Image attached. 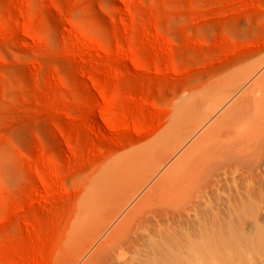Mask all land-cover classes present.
I'll return each instance as SVG.
<instances>
[{
    "label": "rangeland",
    "instance_id": "374dc122",
    "mask_svg": "<svg viewBox=\"0 0 264 264\" xmlns=\"http://www.w3.org/2000/svg\"><path fill=\"white\" fill-rule=\"evenodd\" d=\"M263 77L264 0H0V264H264Z\"/></svg>",
    "mask_w": 264,
    "mask_h": 264
},
{
    "label": "bare ground",
    "instance_id": "6f19581e",
    "mask_svg": "<svg viewBox=\"0 0 264 264\" xmlns=\"http://www.w3.org/2000/svg\"><path fill=\"white\" fill-rule=\"evenodd\" d=\"M264 78V77H263ZM262 78V79H263ZM261 82H262V80H261ZM263 82H264V80H263ZM262 82V83H263ZM256 84H258V83H256ZM255 88H257L258 89V92H259V95H249V94H247V95H249L250 96V98H249V100L246 102V103H242L243 105H238V104H236L235 103V105H233L234 106V109H232V111L234 110V112L235 113H237L236 115H234L235 117L234 118H228L229 119V122L231 121V125H229L230 127H232L231 128V131L232 132H235V134L237 135V136H244V134H246V133H250V134H252V131H253V129L254 128H256V126L254 127L253 126V124H252V122H254V121H256L257 122V120H260V119H264V84H263V87H259L258 88V85H255L254 86V89ZM257 89L255 90L256 92H257ZM254 91V92H255ZM251 92V91H250ZM249 92V93H250ZM255 92V93H256ZM250 94H252V93H250ZM247 100V99H246ZM240 103V104H241ZM237 105V106H236ZM236 106V107H235ZM231 109V108H230ZM231 111V113H233L234 114V112H232ZM232 114H230V116H231ZM238 116V117H237ZM237 117V118H236ZM227 119V120H228ZM231 119V120H230ZM226 120V121H227ZM261 122H262V120H260ZM228 121L226 122V123H229ZM255 122V123H256ZM259 123V122H258ZM251 124V125H250ZM249 125L250 126H253V129H251V128H249ZM227 126V125H226ZM258 127V126H257ZM229 128V127H228ZM228 128H225V130L226 129H228ZM220 129H222V128H220ZM230 129V128H229ZM257 129V128H256ZM251 130V131H250ZM219 131V130H218ZM229 131V130H228ZM232 132H231V134H232ZM253 132H255V130L253 131ZM228 133V132H227ZM234 135V134H233ZM246 136V135H245ZM244 136V137H245ZM213 137V136H212ZM232 137V136H231ZM230 137V138H231ZM234 137V136H233ZM232 137V138H233ZM208 138V137H207ZM241 138V137H240ZM204 139V138H203ZM215 139V138H214ZM206 139H204L202 142H200V143H202V144H199L200 145V147L204 144V142H206L205 141ZM219 140V139H218ZM217 140V138H216V142H219ZM210 142L211 141H213V139H211V140H209ZM231 141H232V139H231ZM208 142V141H207ZM206 142V143H207ZM210 144V143H209ZM212 144H215V143H211L210 145H212ZM218 144V143H217ZM221 144V143H220ZM236 144H238V143H236ZM198 145V146H199ZM208 145V144H207ZM206 145V146H207ZM216 145V144H215ZM198 146H196V147H198ZM231 146V145H230ZM213 147V146H212ZM211 147V148H212ZM218 147V146H217ZM229 147V146H228ZM237 147V146H236ZM235 147V148H236ZM206 148H209V147H205V146H202L201 147V149L199 150L198 148L197 149H194V150H197V152H198V154H197V156H198V158L197 157H194V156H196V154L194 155V153L192 154V152H191V154L190 155H193V157L195 158V159H199V161L205 166H207V165H209L208 167H210V163L212 162L211 160L213 159L212 157H211V159H208V158H206V153L204 152V150H206ZM233 149H234V146L232 147ZM238 148V147H237ZM228 149H230V148H228ZM240 149V147L238 148V150ZM199 150V151H198ZM210 150V149H209ZM212 150H215V149H212ZM235 150V149H234ZM233 150V151H234ZM226 152H227V149L225 150ZM232 152V149H230V150H228V153L229 152ZM209 152V151H208ZM210 153V152H209ZM214 154V153H213ZM224 154V153H223ZM225 154H227V153H225ZM225 154H224V157H225ZM230 154V153H229ZM214 155H216V154H214ZM208 156V155H207ZM188 157H189V155L187 156V159H188ZM193 157H190L191 158V160L190 161H192V159H193ZM208 157H210V154H209V156ZM223 157V158H224ZM189 158V159H190ZM227 159H228V157H227ZM226 159V160H227ZM216 160V159H215ZM225 160V161H226ZM194 161V160H193ZM192 161V162H193ZM213 161H214V159H213ZM217 162H219V160L217 161ZM197 163V162H196ZM196 163H194L193 162V164L192 165H196ZM200 164V163H199ZM214 164V163H213ZM192 165H188L189 167L190 166H192ZM225 165H227V164H225ZM185 166V165H184ZM212 166H214V165H212ZM182 167H183V165H182ZM181 167V168H182ZM186 167H187V165H186ZM187 167V169H185V170H183V171H186V170H190L192 167ZM208 167H207V170H208ZM215 167V166H214ZM213 167V168H214ZM180 168V169H181ZM200 168V167H199ZM212 168V167H211ZM211 168H209L210 170H211ZM191 171V170H190ZM190 171L188 172L187 171V173L189 174L190 173ZM200 171V170H199ZM206 172V171H205ZM180 173V172H179ZM183 174H181L182 176L184 175L185 176V172H182ZM206 173H204V175H205ZM180 174H179V177L181 176ZM187 176V175H186ZM198 176H200V175H198ZM188 177V176H187ZM198 178V181H196L197 179H195V181L198 183L199 182V180L201 181L202 179H203V176H201L200 178L201 179H199V177H197ZM210 178V177H209ZM180 179H182L181 177H180ZM176 180V179H175ZM204 181H206L207 180V178H206V180L205 179H203ZM179 181V180H178ZM195 181H193V183L194 184H196L195 183ZM203 181V182H204ZM184 181H182V183H183ZM202 182V181H201ZM207 183H208V181H206ZM205 183V182H204ZM179 184H181V182H179ZM199 184V183H198ZM197 184V185H198ZM172 185V184H171ZM171 185H169V186H171ZM200 185V184H199ZM202 185V184H201ZM207 186V185H206ZM172 187V186H171ZM174 187V186H173ZM173 187H172V189H173ZM200 187V186H199ZM205 187V186H204ZM177 188V187H176ZM175 188V189H176ZM167 189H169V188H167L166 187V191H167ZM178 189V188H177ZM186 191V190H185ZM185 191H184V193H185ZM197 192H199V191H197ZM173 193V191H171V194ZM174 193L176 194L177 192L176 191H174ZM183 193V194H184ZM190 193H191V191H190ZM171 194H166V195H171ZM174 194V195H175ZM199 194V193H198ZM202 194V193H201ZM184 195H186V194H184ZM190 196L192 195V194H189ZM188 195V193H187V196L186 197H188L189 196ZM196 195V194H195ZM202 196V195H201ZM172 197V196H171ZM185 197V196H184ZM183 198V197H182ZM191 198V197H190ZM189 198V199H190ZM193 198H195V196L193 197L192 196V198H191V200L193 199ZM197 198V197H196ZM170 199V198H169ZM173 199H175V197L173 196ZM173 199H171V200H173ZM184 199V198H183ZM180 200H182V199H180ZM179 200V201H180ZM187 200V199H186ZM194 200V199H193ZM172 202V201H171ZM184 204H186V202H183ZM183 203H182V206H184L183 205ZM168 204V203H167ZM168 205H170V204H168ZM179 205V204H178ZM180 205H181V203H180ZM186 205H188V204H186ZM190 205V204H189ZM167 206V205H166ZM191 206V205H190ZM189 206V207H190ZM168 208H169V206H167ZM171 207V206H170ZM178 207L179 206H177L175 209H174V211L177 209L178 210ZM189 207H187V208H189ZM172 209L174 208L173 206L171 207ZM170 208V209H171ZM181 210H182V208L181 207H179ZM185 208V207H184ZM171 209V210H172ZM186 210V209H185ZM185 210H184V212H185ZM179 211V210H178ZM187 211V210H186ZM176 212V211H175ZM170 213V212H169ZM180 214V213H179ZM176 215V214H175ZM218 219V218H217ZM216 220V219H215ZM219 220V219H218ZM206 225H208V224H206ZM203 226V225H202ZM230 228V227H229ZM198 229H200V228H198ZM201 230V229H200ZM228 230V229H227ZM259 230V229H258ZM199 231V230H198ZM198 231L196 232V235H195V232H194V236H197L198 237V239L195 237V238H189L188 240H190L189 241V246H190V249L194 252V251H196L197 252V254L199 253V256L197 255V257H199V258H201V260L203 261L202 263H204V264H235V259H234V255H239V251H240V247H238L239 248V250H238V252H237V249L235 248V250H236V252L238 253V254H235L234 253V247L231 249L232 250V253H234L233 254V256L231 255H229V256H227L226 257V255H228V253L231 251V250H229L230 248H231V246L229 245L231 242H233L234 241V239H233V241L232 240H230L231 242H228L229 241V239H232L231 237L229 238V237H227L226 235H225V233H226V231H225V229H224V227L221 225V222L219 223V222H216V223H214L213 225H211V227H203V229H202V231L199 233V235H198ZM259 231H261V228H260V230ZM258 232V231H257ZM263 231H261V232H258V233H262ZM257 233V236H259V235H261V234H258ZM264 233V232H263ZM227 234V233H226ZM231 236H232V234H230ZM225 236H226V239H225ZM255 237H256V235H255ZM261 237V236H260ZM228 238V239H227ZM239 238V237H238ZM257 239L259 238V237H256ZM197 239V240H196ZM240 239V238H239ZM248 239V238H247ZM263 239V238H262ZM228 240V241H227ZM236 240V239H235ZM238 240V239H237ZM236 240V241H237ZM254 240H256V239H254ZM260 240V239H259ZM235 241V242H236ZM240 241V240H239ZM246 241V240H245ZM264 241V240H263ZM234 242V243H235ZM250 242H252V241H250ZM260 242V241H259ZM253 243V242H252ZM251 243V244H252ZM256 243H257V241H256ZM262 243V242H261ZM261 243H258L259 245H261ZM264 243V242H263ZM161 244V243H160ZM160 244H158V245H156L155 247H157V250L159 249L158 248V246L160 247ZM163 244V243H162ZM162 244H161V247H160V249H159V252L161 253V251L160 250H162ZM236 244V243H235ZM238 244V243H237ZM236 244V245H237ZM250 244V243H249ZM253 245H255V244H253ZM240 246V245H239ZM250 246V245H249ZM252 246V245H251ZM255 247V246H254ZM156 250V251H157ZM229 250V251H228ZM163 251V250H162ZM228 251V252H227ZM159 252H158V254H159ZM227 252V253H226ZM164 253V252H163ZM241 253V252H240ZM169 254V253H168ZM172 254V253H171ZM202 254V256H200ZM226 254V255H225ZM164 255V254H163ZM241 255V254H240ZM157 256H160V259H158V258H156V259H153V261L155 260V263H157V261L159 260H161L162 259V257L163 256H161L160 254L159 255H156L155 257H157ZM175 256V255H174ZM235 256V257H236ZM242 256V255H241ZM154 257V258H155ZM164 258V257H163ZM166 259H168V258H166ZM173 259H175V258H173ZM176 259H177V257H176ZM179 259V260H178ZM177 260H174V261H177V262H179V261H183V260H181L180 258H178ZM198 259V258H197ZM238 259V258H237ZM236 259V260H237ZM157 260V261H156ZM170 260H172V259H170ZM162 262H166V261H163V260H161ZM169 261V260H168ZM173 261V260H172ZM238 261H241V259L239 260L238 259ZM176 262V263H177ZM154 263V262H153ZM154 263V264H155ZM167 263V262H166ZM165 263V264H166ZM237 263V262H236ZM160 264H161V262H160ZM237 264H239V263H237Z\"/></svg>",
    "mask_w": 264,
    "mask_h": 264
}]
</instances>
